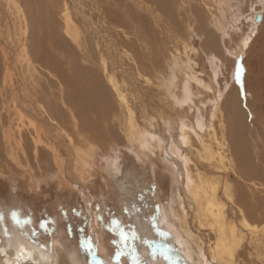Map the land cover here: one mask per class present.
I'll return each mask as SVG.
<instances>
[{"label":"bare ground","instance_id":"1","mask_svg":"<svg viewBox=\"0 0 264 264\" xmlns=\"http://www.w3.org/2000/svg\"><path fill=\"white\" fill-rule=\"evenodd\" d=\"M230 2L0 0V178L11 167L53 176L56 185L50 202L30 175L22 198L10 200L37 225L44 198L53 240L47 245L39 230L26 239L8 222L13 232L0 230V264H109V241L131 216L123 209L127 191L147 187L156 192L152 220L173 238L178 264H264V75L248 63L264 33V0L251 7L246 30H232L226 41L233 59L243 55L245 112L236 85L225 95L218 88L220 74L228 84L234 61L222 69L212 56L222 52L209 25L232 23ZM193 36L206 48L208 81L190 59ZM210 92V111L201 105L189 113ZM255 100L262 107L254 112ZM246 112L247 139L233 121ZM226 119L236 124L232 140ZM119 145L135 157L118 181L117 168L99 158ZM67 219L74 235L65 232ZM83 220L91 251L81 254L75 230Z\"/></svg>","mask_w":264,"mask_h":264},{"label":"rangeland","instance_id":"2","mask_svg":"<svg viewBox=\"0 0 264 264\" xmlns=\"http://www.w3.org/2000/svg\"><path fill=\"white\" fill-rule=\"evenodd\" d=\"M256 1H258V0H239V1L231 0L230 8H229V13H230L229 19L231 18L232 23L225 25L223 30H220L218 28L216 29L215 28L216 26H214L213 23H211V25H209L210 27L212 26L210 28L211 31H213L217 36V40H218V44H219L218 47L220 48V51L222 52V56L219 54L215 55V52L212 53V56L214 55L213 57H215V58L218 57L217 61L219 62V64H217V65H221V68L224 69V67H222L223 66L222 63L223 64H231V62L229 60L234 61L233 67L230 70V73L228 75V80L230 79L229 80L230 82L228 81V84H227L226 79L224 77V74L223 75L220 74L217 78L218 82H219L218 88L221 87V89L225 95L227 88L230 86L229 83L236 85V87H238V92H239V96H240L239 99H243L245 96L244 92H243L244 89L241 87L242 85H241V80H240V78H241L240 75H242L244 73V67L242 65L243 55L238 60L233 59L232 56L230 55V53L227 52V51H229L227 42L229 41L228 40L229 34L233 33L232 30L233 31L234 30H237V31L241 30L243 32L246 30V27H247V24H245V23H247L246 20H248V18L250 17L251 7L257 6V5H255ZM241 3L244 7L241 5ZM241 14H244V15L241 16ZM235 19H237L238 21ZM239 27H240V29H239ZM214 29H216V31ZM219 33H220V37L218 36ZM225 33H227V35ZM189 40H192V43L194 45V50L190 54V56L192 57V58L190 57V59L192 61H194V63H195L194 70L196 73H198L197 75L199 76V78L208 81L209 80L208 78L211 76L212 71L210 69L208 59L204 55V52H203V51H206V48L204 49L200 46V40L201 39L199 40V38H197L195 36H193L192 38H189ZM225 44H226V46H225ZM252 46H253L252 47V53L250 56H248L249 67L252 70L253 69L256 70V72H258V74H260V76H262L261 78H263V75H264V33L263 32H261L259 34V36L255 37L254 44ZM201 49H203V51ZM219 57H221V58L219 59ZM223 60H225V61H223ZM0 65H1V63H0ZM1 66H0V68H1ZM238 68L241 70L240 74H239V78L237 76V69ZM263 84H264V82H263ZM226 86H228V87H226ZM223 87H225V88H223ZM256 93L259 96L263 95L261 93H258V91ZM210 95H211L209 97L210 99L204 98L203 95L201 96L203 98L202 99L199 96L198 97L199 101H197V99L195 100L196 102H198V105L196 106V108L192 107L193 109H190L189 113H193L194 110L195 109L197 110V108L200 107L201 105H204L201 107L202 109L205 108V111L206 110L210 111L211 106H212L211 100H213V93L210 92ZM239 101L241 102L243 112H245V110L249 111V109L246 105V102H244L245 100L243 99V100H239ZM255 101H253V103L250 106L251 108L253 107L252 109L254 112H255L256 106H258L257 108L262 107V106H260L261 101L260 102L258 100H255ZM12 113H13V110L10 109L9 114H12ZM249 119H250V116H249V112H248L245 116H244V114H239V113L236 114L235 120H233L234 122L238 121V122H236L237 125L236 124L235 125L239 127L238 129H239L241 138L243 137V138L247 139L249 137V135H251V134L246 133V132L249 133V131H247V129H246L247 127H249ZM19 120L20 119L18 118L17 120H14V122L17 123ZM226 120L228 123L227 126H230L229 129H231V132H232V133L230 132L228 134L229 138L231 139L233 134L236 135V130H235L236 127L233 123L228 122L229 121L228 119H226ZM7 122H9V121H7ZM243 123H245V124H243ZM4 124L6 125L8 123L5 122ZM230 124H232V125H230ZM8 125L11 127L14 124H10V122H9ZM243 125H245V126H243ZM234 127H235V129H233ZM11 129L15 130L14 128H11ZM240 129H242V131H240ZM13 136H14V134H13ZM114 136H116V134H114ZM249 141H250V138H249ZM128 149L129 148H126L124 146L119 145L118 147L114 148L113 150L108 151L109 153L107 152V154H104L102 157L99 158V161L102 164H104V163L107 164L110 161L107 165H109L111 167L115 166V168H117L118 172H116L115 178L118 181L123 179V175H124L125 169L127 167V164H129L130 157L131 158L135 157L133 152L130 149L129 150ZM249 150H250V148H249ZM103 157H107V159L103 158ZM8 170L9 171H7V169H6L5 174L4 173L2 174L4 176H2V178H0V230H3V231L9 230L10 231L13 227H11V225H9V223H12L13 225L15 224L19 228L18 229L19 232L21 231L20 234L22 233L26 237V239L29 238L31 240V237L35 236V234L38 232L37 230H39L40 233L42 231V233H44L43 236L45 238H47L50 235V232L48 231L49 230V224L48 223L50 220L52 221V218H51L52 214L50 212L51 210L46 211L44 209V206H46L48 204V203H46V201L45 202L43 201L44 198L42 199L40 197V199H39V201H41V203L39 204L40 206L38 204L36 205L41 210L40 215H39L41 217L38 220L37 225H36V223L30 221V219L32 217H34V215H30L31 213H29L28 211L22 212L23 207H17V206L15 207V206L11 205L10 200L13 197L14 198L16 197L17 199L22 198L21 193H20V188L22 185H24L26 183V179H28V177H30V175H31L32 178L34 179V181L39 183L37 186L40 188L41 191L45 190V192L47 194L49 192L51 193L52 196H51L50 202H53V199H54L53 193L54 192L52 193V191L55 189V186H56L54 183L55 178L53 176L44 175V176H46L45 178L39 179V178H35L36 176H35L34 171H31L30 173H24L23 171H20L19 169L17 170V169H13L11 167L8 168ZM165 188H167V187L165 186ZM160 189L162 191V187ZM127 192H128V196H129L128 198L130 199V203L128 204L129 208L126 209L125 205H124L123 209L125 212L127 211L131 216L127 222L128 223L127 227H125L126 225H121V224L119 226H117L116 227L117 229L114 233L115 237H111L113 239L109 241L111 253H110L108 263L109 264H148L149 263L150 264L151 262H157L160 264H166V263L167 264H178L177 260H175V258L173 256V251L176 248V246L174 245L173 238L169 237L166 233H164L163 229L158 228V227L156 228V226H159V224L156 225L155 222L152 220L154 208H156V206H157V205H154V207H153V202H154V197H155L156 192L151 191L150 189H148V187L146 189L140 190V192H135V191H131V192L127 191ZM30 194L31 193H29V194L26 193V195H30ZM17 196H20V197H17ZM12 202L14 203L15 200H12ZM79 202H81L80 198H79ZM90 206L92 208L91 210H94L95 204H93V205L91 204ZM19 208H21V209H19ZM4 209L7 210L8 212L7 211L4 212ZM62 210L63 209H61L60 214H62L63 216L72 217V218L78 217L77 214L74 213V211L70 212L73 214H70V213H67L65 211L62 212ZM64 214H66V215H64ZM4 218L8 221L5 222L6 220ZM85 221H84V223L81 224V226H83V227L77 226V230H75L77 233V234H75V236H76L75 238H76V240L78 239L77 240V250L80 251L81 254H82V252L87 253L86 250H88L87 240L89 237H88V235L81 236V234L84 232V231H82V228H83V230H85L84 228L87 229V226L89 224V222L87 220H85ZM67 222H68L67 223L68 225H67V227H65L66 234L67 235H71V234L74 235V230H72V228L75 226V222L73 223V221H72L70 224V221H68V219H67ZM36 226H38V228ZM68 226H69V228H68ZM135 226L137 227V229H135L136 228ZM20 228H22V229H20ZM10 232H9V235L12 238ZM122 236L124 237L123 239H122ZM4 240L5 239L3 238V236L0 235V246L5 244ZM36 240L38 241V239H36ZM51 240H53V239H50V238L46 239V243L48 242L47 245L50 244Z\"/></svg>","mask_w":264,"mask_h":264},{"label":"snow or ice","instance_id":"3","mask_svg":"<svg viewBox=\"0 0 264 264\" xmlns=\"http://www.w3.org/2000/svg\"><path fill=\"white\" fill-rule=\"evenodd\" d=\"M240 71H241V70L238 68V69H237V76H238V78H239ZM123 238H124V237L122 236V239H123ZM88 250L91 251V247H90V246H89Z\"/></svg>","mask_w":264,"mask_h":264},{"label":"water","instance_id":"4","mask_svg":"<svg viewBox=\"0 0 264 264\" xmlns=\"http://www.w3.org/2000/svg\"><path fill=\"white\" fill-rule=\"evenodd\" d=\"M259 20H260V16H257V17H256V21H259Z\"/></svg>","mask_w":264,"mask_h":264}]
</instances>
